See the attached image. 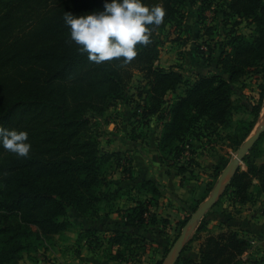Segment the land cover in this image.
<instances>
[{
	"label": "trees",
	"instance_id": "obj_1",
	"mask_svg": "<svg viewBox=\"0 0 264 264\" xmlns=\"http://www.w3.org/2000/svg\"><path fill=\"white\" fill-rule=\"evenodd\" d=\"M200 1L145 0L166 9L164 23L152 27L151 43L138 45L131 63L114 60L97 65L70 41L63 16L65 12L83 15L103 10L105 0H0L5 9L0 12V126L26 130L32 145L26 158L0 147V264H19L25 255L37 251L39 242H53L70 226V210L82 218H97L103 204L121 200L124 193L133 204L111 207L101 219L116 213L121 214L123 223L117 222L106 233L99 228L89 232L95 237L96 249L105 240L109 257L127 262L147 253L153 244L143 227H168L169 221L159 219L152 210L162 197L156 181L142 178L132 183L133 169L125 166L122 178L132 184L130 188L116 192L109 188L107 166L113 161L122 165V152L102 149L99 122L90 115H105L118 103L128 101L135 103L133 116L141 119V126H148L153 117L162 121L159 159L175 167L183 178L194 174L192 166L201 167L195 141L206 140L213 146L223 142L236 151L247 139L264 101V0H209L202 4L204 8ZM215 5L218 8H213ZM190 6L198 7L201 16L213 9L222 27L231 26L217 46H209L208 59L210 63L216 60L215 69L196 73L191 79L176 67L159 64L160 33L173 22L180 27L186 17L184 10ZM242 21L253 26L249 36L238 31ZM199 52L204 56L201 47ZM215 52L217 56H213ZM135 71L142 80L138 93L129 94ZM250 74L262 79L259 98L249 101L245 109L249 117L234 123L238 110L234 86ZM170 93L172 98H168ZM225 131V139L219 138ZM263 139L264 134L245 156L246 169H237L222 197L233 205L254 202L264 193V162L258 163ZM187 150L190 158L182 160ZM229 160V156L219 158L205 194L195 199L188 215L176 223L174 241ZM135 189L137 196L132 194ZM206 231L208 221L203 218L182 252L206 233L198 258L181 254L176 264H243L241 257L251 247L247 238L235 230ZM114 246L117 250L112 253ZM167 251L169 247L162 250L163 257Z\"/></svg>",
	"mask_w": 264,
	"mask_h": 264
},
{
	"label": "rangeland",
	"instance_id": "obj_2",
	"mask_svg": "<svg viewBox=\"0 0 264 264\" xmlns=\"http://www.w3.org/2000/svg\"><path fill=\"white\" fill-rule=\"evenodd\" d=\"M208 1L209 0H201L200 5L202 6V4H205ZM3 8L4 5H0V12L5 10ZM202 8H204V6H202ZM213 8H218V5H215ZM184 12L186 17L180 27L176 25V22H173L168 24L167 27L160 33L161 54L159 64L166 68L172 66L176 67L177 70H181L186 77L191 79L194 78L196 73H207L209 70L215 69L214 65L216 60L211 59L212 63H210L208 59L209 46H217V44L224 39L225 33L231 28V26L229 25L226 28L222 27V23L220 22L219 17L216 16L213 9L206 10L202 16L198 7L190 6L189 9H186V11L184 10ZM202 19H204V22L201 21ZM209 30L211 31L210 34ZM238 31L246 36H249L253 31V26L247 21H242L238 27ZM200 47L205 51L203 54L204 56H202L199 52ZM213 56H217V53H213ZM140 80H142V75L135 71L133 80L128 88L129 94L138 93L137 86L140 85ZM261 82L262 79L260 76L250 74L244 77L239 84L234 86L235 92L233 98L238 109L234 114V123L240 119H247L249 117V112L245 109L249 108V101L252 99L255 101L258 100ZM181 91L182 88L180 89V92ZM172 96V93H170L168 98H172ZM136 98L138 99L137 96ZM135 106V103L131 105L128 101H124L109 109L105 115H90L91 120L99 122L98 128L101 129L102 132V149L104 151L122 152V165H117V162L113 161L107 166L106 170L105 176L106 179L111 182L109 188L113 192H116L120 188L121 190L127 189L132 185L128 181H123V170L124 168H127L125 166H131L133 169L134 180L132 183H138L141 178L145 176V174L148 175L147 173L158 174L161 171L158 161L156 160L157 153L155 151L157 135L160 130V121L156 118H152L148 126H141L143 123L140 121L141 119L138 121L136 117L133 116ZM263 117L264 101L261 116L252 132L262 122ZM226 132L227 131L220 133L219 138L225 139ZM232 132L233 131H231V134ZM204 144L208 145V149H205L204 155L206 156V159L211 158L215 153L218 156V159L223 156H229L230 162L235 158L236 151L238 150L237 149L235 151L230 149L224 145L223 142L216 143V145L213 146L206 140L201 141L199 148L204 147ZM262 148V155L264 156V142L262 143ZM189 154V151L186 152L184 155L185 157L182 160L189 159ZM240 165H243V163H240ZM165 167L169 168L170 166L165 165ZM201 167L197 165L192 166L194 174L188 173L186 175L187 177L182 179L183 183H187V185H189V187L185 188L184 191L188 197L171 196L172 198L165 197L166 199L162 198L161 200L162 214L172 218V226H175V223L183 218L185 212H189L193 204V200H190L191 197L189 198L191 190L194 188L197 189L200 186L199 179L197 178H203V174L212 170V161L209 163V167H206L205 170ZM223 170L221 174L223 173ZM220 176L215 182V187L218 184ZM132 194L137 196V190L135 189ZM132 204L133 202L129 200V195L124 193L121 200L118 201L112 199L110 201V205L103 204V206H101V210H99V212H101L100 216L97 218H82L77 212L70 210L68 214L70 226L67 230L56 235L53 242L46 240L43 241V243L39 242L37 251L32 250L30 254L25 255V257L20 260L19 264H78L77 260L79 258L76 256H78L80 252L79 250L82 249L85 253L94 248L90 243V240L95 237H90L89 232L91 230L93 231V229L98 226L107 230V228L111 227L113 223L115 224L121 220L119 217L121 214H118V216L114 213L108 219L102 221L101 219L105 212H107L111 207L116 209L122 206L127 207ZM152 210L157 209L152 208ZM203 218H209L208 213ZM157 226L159 225H156L155 227L151 226L149 229L151 231V237L155 238V240H159L160 244H165V242L169 240L168 245H170L175 236L173 229L172 233L170 230H168V232H164L163 229L157 231ZM154 234L157 237H154ZM152 243L153 244L148 247L149 249L147 250L148 252L145 257V262H147V264L154 263V261L151 260L153 258L150 257V259H147V255H151L152 257L155 255L156 258L159 257V254L155 252V249L158 246L154 242ZM197 248V244L194 243L192 250L196 251ZM93 253H95L96 256H105L107 253V247H99L98 250H95ZM137 260L138 258H135L131 261L133 264H136Z\"/></svg>",
	"mask_w": 264,
	"mask_h": 264
},
{
	"label": "crops",
	"instance_id": "obj_3",
	"mask_svg": "<svg viewBox=\"0 0 264 264\" xmlns=\"http://www.w3.org/2000/svg\"><path fill=\"white\" fill-rule=\"evenodd\" d=\"M159 123H160L159 124L160 130H159V134L157 135V140H156V144H155V151L157 153V159L156 160L158 161V164H159L161 171L158 174L147 173L148 175L145 174V176L142 178H149V179L156 181L158 183L160 189H161L162 197L160 199L159 206L156 208L157 209L156 212H157L158 218L159 219H162V218L167 219L169 221V225H168V227H162V226L160 227V225H159L156 227L157 231H160V229H163L164 232H168V230H170L172 233V229H173V231L175 232V235H176L177 234L176 223H175V226H172L173 225L172 224V218L170 216L162 214V202H161V200H162V198L164 199L165 197L172 198L171 196H173V197H176V196L184 197L185 196L186 197L187 194L184 191H185V188L189 187V185H187V183L186 184L183 183V180H182L183 177L181 176V174L177 171V169L175 167H171V166L169 168L165 167V164L161 163V161L159 159V152H158L157 144H158V137L160 136V133L163 129V122L160 121ZM263 142H264V139H263ZM199 144H201V141H195L194 142V146L197 149V159L202 166L201 168L203 170H205L206 167H209V163L212 161V167H211L212 170L210 172L208 171L206 173L203 172V173H205V174H203L204 175L203 178H197V179H199V185L200 186L197 189H195V188L192 189L191 194L189 196V198L191 197L190 200H193V201L195 199H200L205 194V190H206L209 182L213 180L212 172H213L214 168L216 166H218L220 163L218 156L215 153L213 154V156L211 158L206 159V156H204V155H205V149H208V146H207V144H204V147L199 148ZM262 150H263V148H262ZM262 162H264V156L263 155L258 159V163H262ZM241 166H242V169H246V165H245L244 161H243V165H241ZM148 172H150V171H148ZM161 173H162V175H161ZM214 188H215V183L213 185L212 190L208 194V196L203 201H201L200 204L210 197ZM222 197L212 208H210L205 213V215L207 213L209 215V218L206 219L208 221V231H206V232L217 234L219 232L226 231V230L238 231L241 236L247 238L251 243V247L249 248V250L247 252H245V254H243L241 257L243 264H264V193L261 194L254 202L248 203L246 205H233L231 203V201L228 200L227 197L226 198H222ZM186 211H187V209H186ZM187 215H188V212H185L184 216H187ZM110 216H112V214ZM184 216H183V218H184ZM183 218H181V219H183ZM180 220H178V221H180ZM118 222L123 223L122 218ZM200 223L197 224L194 232L191 235L189 242L191 241L192 237L194 236V234H195L197 228L199 227ZM112 227H114V223L112 224ZM153 227H155V226H153ZM96 228H99L102 232L106 231L103 228H100L99 226ZM150 228H151V226L143 227L141 230L146 233V235L150 241L154 240L153 242L155 244H157V246L159 248V251L157 252V254H159V257L156 258L155 255L153 257L151 255L150 256L147 255V259H150V257L153 258V259H151L154 261L153 264H156V262L159 260H163L162 264H166V259L169 255L172 247L174 246V244L176 243V241L178 240V238L180 236H178V238L175 241L173 240L174 242L171 241L170 245H168L169 240L167 242H165V244H160L159 240H155V238L151 237V231L149 230ZM181 233H182V231H181ZM155 236L156 235L154 234V237ZM202 236L205 237L206 233L202 234ZM203 237L199 240L193 241L191 243L190 250L182 253V256L186 257V258L197 259L199 256V250H200V246H201ZM94 240H95V238H93L90 241V243L94 247V248L90 249V251L84 253V250H82V249L79 250L81 253L79 252L78 256H76L77 258H79L77 260L78 264H128V263L133 264L131 260H129L127 262L115 261L109 257L108 252L105 254V256H101V257L96 256V254L93 252L95 250H98V248L97 249L95 248ZM194 243L197 244V246H198L196 251L192 250ZM107 245H108L107 242L105 240H103V242L101 243V246L107 247ZM166 247H169V251H167L165 256L163 257L162 256V254H163L162 250ZM116 250H117V246H114L112 248L111 252L115 253ZM145 257H146V253H143L139 257H137L138 260L136 261V264H147V262H145L146 261Z\"/></svg>",
	"mask_w": 264,
	"mask_h": 264
},
{
	"label": "clouds",
	"instance_id": "obj_4",
	"mask_svg": "<svg viewBox=\"0 0 264 264\" xmlns=\"http://www.w3.org/2000/svg\"><path fill=\"white\" fill-rule=\"evenodd\" d=\"M166 9L145 0H105L103 10L83 15L65 12L70 41L97 65L111 61L131 63L137 46L151 43L152 27L164 23ZM0 147L17 157L29 156L32 145L26 130L0 126Z\"/></svg>",
	"mask_w": 264,
	"mask_h": 264
},
{
	"label": "water",
	"instance_id": "obj_5",
	"mask_svg": "<svg viewBox=\"0 0 264 264\" xmlns=\"http://www.w3.org/2000/svg\"><path fill=\"white\" fill-rule=\"evenodd\" d=\"M264 134V117L262 122L255 128L252 134L243 142V144L236 151L235 158L229 162L227 167L224 169L220 176L218 184L214 188L212 194L208 199L202 202L196 211L191 215L189 221L182 230V233L174 246L172 247L167 259L166 264H176L180 258L185 246L188 244L192 233L194 232L197 224L201 222L205 213L212 208L223 196L228 185L230 184L231 178L237 169L243 163L245 156L251 151Z\"/></svg>",
	"mask_w": 264,
	"mask_h": 264
}]
</instances>
